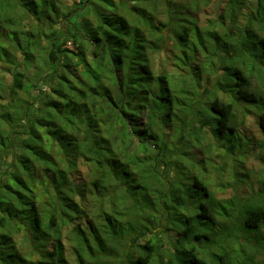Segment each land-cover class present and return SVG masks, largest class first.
I'll list each match as a JSON object with an SVG mask.
<instances>
[{"label": "trees", "instance_id": "16d2710c", "mask_svg": "<svg viewBox=\"0 0 264 264\" xmlns=\"http://www.w3.org/2000/svg\"><path fill=\"white\" fill-rule=\"evenodd\" d=\"M218 1L81 0L57 37L56 0H0V264H264V179L211 189L264 149V0Z\"/></svg>", "mask_w": 264, "mask_h": 264}, {"label": "rangeland", "instance_id": "374dc122", "mask_svg": "<svg viewBox=\"0 0 264 264\" xmlns=\"http://www.w3.org/2000/svg\"><path fill=\"white\" fill-rule=\"evenodd\" d=\"M56 1L62 13L72 14L70 22L65 23L66 21H64L62 18H58L55 20V22L46 23L45 25H43L42 28L45 31L52 30V32H54L55 36L57 37L61 36L62 34L66 36L65 34H67V32L70 33L72 30H75V26L81 29V26H82L81 21L83 18H85L83 16L87 15L85 10H80L84 7L83 6L84 3L81 2L82 3L81 4L80 3L81 0H56ZM223 8L224 6H222L218 0H211L210 6L205 7L204 9L199 11L201 15V25H205L207 19L215 18L216 15L220 13L219 10L222 12L221 9ZM83 9H86V8L84 7ZM137 9L141 11V9L139 8ZM86 18H90V17H86ZM90 19H93L94 21L93 17H91ZM24 23L29 26L31 24V20L26 19ZM42 45L46 47L48 45L50 46L49 39L47 38L43 39ZM66 47L71 50H74L75 52H78V48L73 45L72 40L67 42ZM171 52H172V48H170L169 46L168 51H164L163 53L159 54L156 60L157 63L158 61H160L159 63H162V61L163 62L166 61L167 64L165 65V67L167 70H171V63L169 61ZM37 72H38V69L34 68L28 73V76L31 79H33V83H35L39 79V78H36ZM47 81L49 83V80ZM47 81L45 80L44 75H43V80L41 81L39 86L36 88L38 89L37 91L31 89L29 90L30 94L28 95L20 92L19 97L27 99V101H30L31 104L32 103L38 104L40 102L39 101L40 98L38 97H41L42 93L45 92V90L47 92L50 86L49 85L50 83L48 84ZM0 83H3L4 87L12 84L11 73L7 70L5 66H2V65H0ZM8 100H10V95L9 93L5 92L3 94V98L0 99V106L5 104ZM40 106L41 105H39L37 109L41 108ZM34 108L36 107L34 106ZM24 123L28 124L27 120H25ZM247 123H248V126H247L248 133L253 135L257 139V141L264 142V136L261 133V131L258 129V127L256 126L255 121H253V119H250L247 121ZM41 134L43 135V138H44L45 134L43 132H41ZM261 152L263 153V156H260ZM243 171L251 172L253 182H248L245 185H242L240 189H236L234 187L229 186L231 185V180H232V179L230 180L231 170L229 169V167L225 169L224 171L216 170L211 173V180H212L211 189L215 192L216 196L219 199H228L234 196L236 192H238L239 195H246V194H249L251 187L258 188L260 186V182L263 181L264 179V149L260 147L259 142H258V148L256 152L253 155H250L248 159L245 160ZM16 237H19V239L23 241L26 239V234L25 232H23L20 236H16ZM67 248L69 249V246H67Z\"/></svg>", "mask_w": 264, "mask_h": 264}]
</instances>
